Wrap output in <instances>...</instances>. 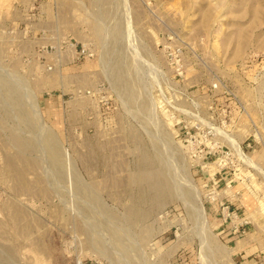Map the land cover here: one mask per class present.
<instances>
[{"label": "rangeland", "instance_id": "1", "mask_svg": "<svg viewBox=\"0 0 264 264\" xmlns=\"http://www.w3.org/2000/svg\"><path fill=\"white\" fill-rule=\"evenodd\" d=\"M0 264H264V0H0Z\"/></svg>", "mask_w": 264, "mask_h": 264}, {"label": "bare ground", "instance_id": "2", "mask_svg": "<svg viewBox=\"0 0 264 264\" xmlns=\"http://www.w3.org/2000/svg\"><path fill=\"white\" fill-rule=\"evenodd\" d=\"M10 88V87H9ZM13 88V87H12ZM11 91V90H10ZM30 91V90H29ZM12 93V92H11ZM19 94V93H18ZM32 96V95H31ZM32 99V98H31ZM19 106V105H18ZM24 141V140H23ZM40 142V141H39ZM50 142V141H49ZM50 156V155H49ZM53 158V157H52ZM57 162V161H56ZM57 167V166H56ZM61 178V177H60ZM75 188V187H74ZM72 190V189H71Z\"/></svg>", "mask_w": 264, "mask_h": 264}]
</instances>
